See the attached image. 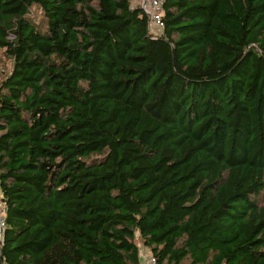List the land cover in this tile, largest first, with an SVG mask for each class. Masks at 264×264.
Returning <instances> with one entry per match:
<instances>
[{"label": "trees", "instance_id": "obj_1", "mask_svg": "<svg viewBox=\"0 0 264 264\" xmlns=\"http://www.w3.org/2000/svg\"><path fill=\"white\" fill-rule=\"evenodd\" d=\"M162 17L0 0V264H264V0Z\"/></svg>", "mask_w": 264, "mask_h": 264}, {"label": "built area", "instance_id": "obj_2", "mask_svg": "<svg viewBox=\"0 0 264 264\" xmlns=\"http://www.w3.org/2000/svg\"><path fill=\"white\" fill-rule=\"evenodd\" d=\"M131 6L134 8H140L148 18L149 30L153 36L161 34L164 27L163 21V2L164 0H130ZM5 226V213L4 202L2 200V193L0 187V238H2L3 230ZM148 257V259H147ZM138 264H156L155 256L150 252L139 253ZM149 261H147V260Z\"/></svg>", "mask_w": 264, "mask_h": 264}, {"label": "rangeland", "instance_id": "obj_3", "mask_svg": "<svg viewBox=\"0 0 264 264\" xmlns=\"http://www.w3.org/2000/svg\"><path fill=\"white\" fill-rule=\"evenodd\" d=\"M28 18L31 22H33L36 25L39 31L44 32L46 30L47 28L46 18L44 16L43 11L38 6L30 7V10L28 12ZM12 60L13 59L10 56V54H8L5 49L0 48V83L4 79V77L10 72L13 62ZM260 202L262 203L264 202V193L260 196ZM137 244L140 248V251L142 252L149 251L148 249L143 248L144 245L139 238L137 239ZM187 262L188 261H185L184 264Z\"/></svg>", "mask_w": 264, "mask_h": 264}, {"label": "bare ground", "instance_id": "obj_4", "mask_svg": "<svg viewBox=\"0 0 264 264\" xmlns=\"http://www.w3.org/2000/svg\"><path fill=\"white\" fill-rule=\"evenodd\" d=\"M1 193H2V191H1ZM2 200H3V196H2ZM4 202V201H3ZM4 213H5V203H4ZM1 239V238H0Z\"/></svg>", "mask_w": 264, "mask_h": 264}]
</instances>
